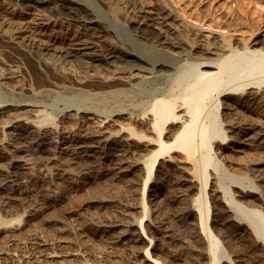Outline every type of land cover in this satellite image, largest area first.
I'll use <instances>...</instances> for the list:
<instances>
[{
    "label": "bare ground",
    "instance_id": "bare-ground-1",
    "mask_svg": "<svg viewBox=\"0 0 264 264\" xmlns=\"http://www.w3.org/2000/svg\"><path fill=\"white\" fill-rule=\"evenodd\" d=\"M14 1L11 5L0 0L4 45L13 50L23 46L32 53L39 46L42 52H56L66 63L74 58L92 62L96 70L77 80L80 87L76 90L90 93V101H76L60 118L38 103L0 101V228L13 234L23 225L46 217L47 224L61 235L73 233L67 227L59 229L61 219L47 211L69 198L70 186L75 190L88 188L93 193L83 203L98 204L101 210L110 208L112 217L101 230L129 251L126 262L115 264H175L170 260L175 253L168 259L158 253L165 249L169 236H177L178 228L186 232L187 251L195 264H264L263 189L249 177L232 174L222 161L228 153H244L249 147L264 144L263 124L242 127L243 122L229 118L239 103L264 102L262 27L257 25L255 38L244 46H236L233 37L223 41L198 38L184 58L182 53L167 49V44L155 49L144 44L140 46L145 50H141L139 44L122 41V47L108 44L103 48L73 28V23H88L86 16L68 18V12L75 14L74 7L64 2L53 4L52 0ZM70 1L92 8L97 18L102 16L96 6L103 10L104 0ZM129 3H120L114 22L122 13L127 22L140 21L139 10L137 16L134 4ZM145 3L152 10L147 12L149 20L142 23L163 29L158 20L165 17L163 23L173 24L178 31L182 24L177 26L176 17L171 13L162 17L160 10ZM260 16L264 24V13ZM112 18L107 17V22L113 25ZM31 55L36 62L48 63L46 53ZM103 64L110 68L100 69ZM19 77L17 69H12L3 77V85L23 94L25 87ZM88 83L90 90L84 89ZM63 122L70 128L61 129ZM27 152L61 166L55 175L38 172L28 161ZM177 156L185 157L189 165L177 163ZM71 165L79 166L77 171ZM105 166L112 169L104 171ZM178 169L187 173L183 179L186 188L176 201L178 209L171 214L176 224L167 226L155 206L175 202L167 181ZM111 174L117 182L125 183L124 189L107 192L106 187H93ZM56 176L66 178L64 191L44 187ZM259 176L264 182V170ZM128 192L135 196L134 203L124 210L111 208L116 197ZM17 205L22 207L17 217L4 219L2 211ZM36 236L40 240L38 259L43 263L75 264L80 258L79 253L55 249V240L43 231H37ZM2 254L7 253L3 250Z\"/></svg>",
    "mask_w": 264,
    "mask_h": 264
},
{
    "label": "rangeland",
    "instance_id": "rangeland-1",
    "mask_svg": "<svg viewBox=\"0 0 264 264\" xmlns=\"http://www.w3.org/2000/svg\"><path fill=\"white\" fill-rule=\"evenodd\" d=\"M123 1L130 2V5L131 3L134 4L132 8L135 7L134 11L136 12L134 13L137 16L140 12V17H137V20L139 18L140 21L133 23L127 22L125 15L122 13L120 14L121 18L117 16L118 19L114 22L112 18L114 16L113 14L119 11L120 3ZM146 1L150 2L152 7L158 9L156 11H161L162 17H164V13H171L173 18L176 17L177 26L180 24L183 26H179L178 31H174L173 24L172 28L163 23L165 17L163 20H158L163 29L154 25L147 26L142 23L143 20H149L151 16L147 12H150L152 8L145 5ZM6 2L11 5L16 3L14 0H6ZM59 2H64L67 6L75 8V14L68 12V18L69 16H81L82 18L86 16L85 19L88 23H73V28L76 27L75 30L84 33L87 38L94 39L103 48L106 45L109 47L108 44H112L115 47H122V41H126L130 45L139 44L138 47H141V50L148 48L147 45L149 48L152 47L155 49L163 48L167 44V49L169 48L175 54L182 53L184 58H187L192 52V47L199 40L198 38L203 39L204 36H207L208 40L214 38V40L219 39L220 41L225 40L224 38L233 37L236 46L240 44L244 46V44L250 43L255 38L256 35L253 32L259 25L262 27V36L264 35V24L262 22V16H260L262 12L264 13V0H104L103 10L105 11L101 10L102 7L100 5L96 6L97 10L102 13L100 18L96 17V12L92 8L80 3L70 0H52L51 3L58 4ZM77 13L79 14L77 15ZM117 13L119 15L120 11ZM198 15H202L203 18H200ZM107 17L112 18V20H109L113 21V25L107 22ZM97 19L107 20L105 22H98L95 21ZM250 24H252V28ZM27 26L33 25L32 23H28ZM196 35H199V37ZM16 36L14 35V37ZM262 36L260 39H263ZM144 44H146L145 48L142 47ZM36 48L40 50L36 49L37 51L34 50L33 53L32 51L29 52L30 48H28V51L23 46L13 50V48L11 49L4 45L0 37V101L7 103H38L53 112L58 118H60L61 113L65 110L72 109L76 101H82L80 99L90 101L92 98L90 93L76 90V88L80 87L77 81L79 76L87 77L96 70L92 66V62L74 58L72 59L73 61L66 63L67 61L59 58L56 52H47L44 49L42 52L39 46H36ZM38 50L42 54H47L44 57L48 59L46 61L48 63L50 62V64L44 62L39 63L33 60L31 54L35 57L42 56ZM198 51L200 53L204 52L202 48H199ZM102 66V68L99 67L102 70H105L106 67L108 69L109 67L104 64ZM12 69H17L19 73L20 82L25 87V93L23 94H15L3 85V77L5 75L8 76ZM90 85V83L86 84L84 89L90 90ZM223 99L225 100V98ZM235 112L229 118L235 119L234 122H243L242 127L249 126L252 123H261L264 125V102L254 105L239 103ZM229 118L228 120H231ZM66 126L70 128L69 123H61V129L66 128ZM27 159L36 171L44 174L52 172L55 175L58 167L61 166V163L52 162L46 157L40 158L32 152H27ZM175 161L181 165H189L186 158L182 156H177ZM222 161L224 166L232 174L244 175L255 181L263 189L264 195V182L259 181V175L264 170V144H260L257 147H249L244 153H228ZM77 167L79 166L71 165L70 168L77 171ZM107 169H112V166H105L103 170L107 171ZM186 176L187 173L179 169L173 172V176L167 181V184L171 188V195L175 202L170 205L162 204L155 206L164 215L163 217L165 218L167 226L176 224L171 214L178 209L176 206L178 202L176 201L179 196L182 197L181 195L185 191L186 187L183 185V179ZM107 177L108 180L106 181L103 178L93 183L95 184L93 187L103 186L108 188L107 192L116 189L118 192L119 189H124L126 186L124 182L114 180L113 178L115 177L113 174ZM64 179L66 178L56 176L47 180L44 187L53 192L64 191V186L68 185ZM69 192H71L69 198L63 200L61 203L52 205L47 211V214L61 219L62 225L58 226L59 229L67 227L73 233L61 235L58 229H53L47 224L46 217L44 219H36L27 226L23 225L21 229L16 230L13 234L9 229L1 227L0 264H46L38 259V244L40 240L36 236L37 231H43L46 237L54 239L56 242L55 249L58 248L79 253L80 258L74 262L75 264H115L117 261H127L129 257L127 248L123 244L114 243L101 230L103 226L107 225L106 223H109L108 221L112 217L108 210L110 208L101 210L98 204L83 203L84 200L91 198L90 196L93 193L92 189L75 190L70 186ZM114 196H117V194ZM116 200L111 208L124 210L130 203H134L136 199L132 192H128L125 196L116 197ZM250 200L256 201L257 199L251 198ZM21 211L22 207L20 205L12 206L3 210L2 216L6 220H12ZM89 225L93 227L92 230H89ZM178 229L177 236H169L165 241V249L161 250L158 255L168 259L171 253H175L176 257L170 256V260H173L175 264H195L194 257L187 251L186 232L181 228ZM3 250L7 254H2Z\"/></svg>",
    "mask_w": 264,
    "mask_h": 264
}]
</instances>
